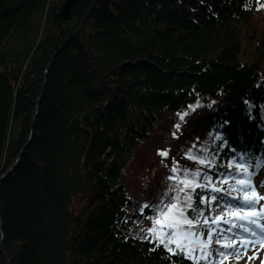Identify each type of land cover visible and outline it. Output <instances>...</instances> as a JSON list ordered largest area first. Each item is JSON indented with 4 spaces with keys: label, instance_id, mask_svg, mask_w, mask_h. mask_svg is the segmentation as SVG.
I'll list each match as a JSON object with an SVG mask.
<instances>
[{
    "label": "trees",
    "instance_id": "16d2710c",
    "mask_svg": "<svg viewBox=\"0 0 264 264\" xmlns=\"http://www.w3.org/2000/svg\"><path fill=\"white\" fill-rule=\"evenodd\" d=\"M64 1L0 0V264H191L141 238L140 206L194 142L214 183L233 150L264 174V0Z\"/></svg>",
    "mask_w": 264,
    "mask_h": 264
},
{
    "label": "snow or ice",
    "instance_id": "6c2138e0",
    "mask_svg": "<svg viewBox=\"0 0 264 264\" xmlns=\"http://www.w3.org/2000/svg\"><path fill=\"white\" fill-rule=\"evenodd\" d=\"M198 107V103L188 105L185 111L177 114L179 120L184 122L185 117L194 113ZM208 107L211 108L212 105ZM173 127L178 132L181 124ZM177 132L172 133L174 139L178 138ZM209 135L215 141H221L216 147L226 146L227 140L219 130L210 132ZM169 151L167 148L157 149L162 163ZM233 153L226 162L227 171L223 175H217L215 183L213 176L204 169L215 170L217 167L224 168L225 165L218 164L215 155L206 145H201L197 150L194 142L184 153L185 159L197 165L195 169L181 168L175 158L170 167L165 164L170 173L166 177L169 181L167 188L158 196L155 204L145 202L140 206L142 213L146 209L153 212V216L147 217L152 224L142 229L146 235L141 238L162 248L166 258L180 257L191 261V264H218L217 258L226 259L227 255L246 247L243 240L237 247L235 237L239 236L240 231L257 236L258 239L264 238V205L257 210L258 200L264 197H258L255 185L252 184L256 173L247 163V154L237 153L235 150ZM262 163L264 161L258 159L254 167L258 169ZM231 180H235V183H228ZM225 184L227 187H223ZM261 186H264V181H261ZM198 190L208 192V195H199V203L196 201ZM250 190L252 195L248 194ZM233 191L244 195L233 196ZM214 193H221V196L217 197ZM224 196L230 197L234 203L224 201L223 205L217 203L213 207V202L223 200ZM218 210L219 213L216 214ZM241 210H244L243 215L240 214ZM189 212L192 213L191 216L188 215ZM226 215L229 219H224ZM221 222L230 224L231 227L225 232L219 228ZM227 240H232V243H227ZM214 243L216 247L213 246Z\"/></svg>",
    "mask_w": 264,
    "mask_h": 264
},
{
    "label": "rangeland",
    "instance_id": "374dc122",
    "mask_svg": "<svg viewBox=\"0 0 264 264\" xmlns=\"http://www.w3.org/2000/svg\"><path fill=\"white\" fill-rule=\"evenodd\" d=\"M261 181H263V178H259L255 181L258 191L256 194L258 197H264V186H261ZM261 205H264V199L258 200L257 210H259ZM257 232H259V229H257ZM245 244L247 246L240 248L238 251L240 255L238 264H264V238L258 239L257 236L248 233ZM254 253L255 255H253Z\"/></svg>",
    "mask_w": 264,
    "mask_h": 264
},
{
    "label": "water",
    "instance_id": "95a60500",
    "mask_svg": "<svg viewBox=\"0 0 264 264\" xmlns=\"http://www.w3.org/2000/svg\"><path fill=\"white\" fill-rule=\"evenodd\" d=\"M74 1L75 0H65L63 4L60 6L58 13L61 16L66 17Z\"/></svg>",
    "mask_w": 264,
    "mask_h": 264
}]
</instances>
